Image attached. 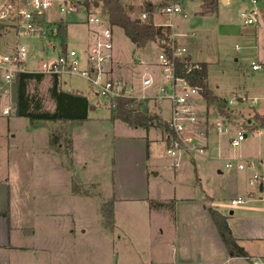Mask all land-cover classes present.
<instances>
[{"label": "rangeland", "instance_id": "obj_1", "mask_svg": "<svg viewBox=\"0 0 264 264\" xmlns=\"http://www.w3.org/2000/svg\"><path fill=\"white\" fill-rule=\"evenodd\" d=\"M66 1L67 3L71 1V4L80 7L82 0ZM175 1L181 4L187 14V17L182 15L174 17L175 31L196 32L195 36H178L181 40L179 44L187 45L193 58L206 64L208 82L212 91L219 95H216L217 97L226 101L225 103L223 101V104L212 103L207 106L205 98L198 97V108L202 112L198 129L206 134L205 139L202 138L201 141L208 145L204 155H183L180 166L174 174L168 155L167 165L164 144L152 142L149 146L148 159L146 157L148 134L145 129L130 126L120 120H112L111 111L105 105L90 110L88 119L83 124L75 125L72 131L74 124L71 122H49L51 133L71 135L72 132L70 157H67L65 152L60 153L61 162L65 167L69 168L68 166L73 162L70 166L72 170L65 169L62 173L52 172V169L45 167L47 165L43 163L45 156L30 154L28 149H25L24 155L17 157L20 162L16 166V172L21 181L22 176L29 179L30 187H13L11 191L15 216L11 226L15 227L12 235L16 233L17 239L22 240L23 246L26 247L23 250L9 247L1 250L0 264H49L51 258L58 260L61 256L66 264H166L172 221L166 215L149 216L147 204L143 205L140 199H134L138 197L157 195L160 198H167L172 197L174 193L189 197L194 191L202 196L209 195L215 198L214 206L232 218L230 224L237 236L240 232L238 225L242 223L241 216H264V200L257 199V202L248 200L242 205L231 204L232 198L246 197L251 190L252 185L249 183L251 171H240L235 166L225 167L229 160L239 157L264 159V129L246 127L248 124L253 125L257 113L264 114V61L262 60L264 59V26L260 31L256 30V34L248 37L232 32L228 35L220 33L219 28L224 22V17H231L234 24L242 29L256 26L257 23L244 25L241 16V12L251 8V0H229L226 4L220 0L218 9L213 14L205 11L202 0ZM121 2L133 18L141 17L142 13L147 12L148 3H151L152 11L158 10L155 15L158 23L166 19L161 9L167 4V0H121ZM261 2V0L257 1V3ZM10 3L13 9L6 10ZM22 4L23 0L5 2L0 0V15L5 12V16L0 17V33H2L0 51L13 53L18 46H24L26 69L30 72H38L43 69V64H48L57 58L62 47L68 46L79 52L81 66H84L86 55L81 40L84 36L88 37L85 29L88 26L85 23L88 11L80 9L61 13L53 8L55 10L45 11L41 15L49 22L47 27L39 31H20L21 23L16 10ZM91 12L102 16L105 13L104 9L98 6L93 7ZM52 21H64L66 27L67 21L71 23L65 36L58 32L57 23L54 24ZM114 32L116 61L113 68L117 74L138 83L145 72L156 69L147 63L156 60L160 50L159 43L149 42L145 47L138 48L121 28L114 27ZM236 45L240 50H237ZM140 59L146 64H140ZM254 59H258L263 68L252 70L250 63ZM61 77L63 87L87 93L90 103L105 101L92 91L83 77L77 74H63ZM50 79L51 76L46 75L38 84L31 82L29 92L39 95L43 99L45 108L54 110V102L47 92L51 84ZM64 81H66L65 85ZM140 92L152 93L151 89H140ZM235 96L237 101L228 106L227 100ZM16 99V83L0 88V148L8 149L15 145L17 141H10L9 146L3 142L13 140L11 138L13 133L21 135L18 136V140L20 138L22 140L24 127L30 124L29 118L16 114ZM157 104L152 112L156 113L164 124L169 118L168 103L165 102L164 110L162 104ZM4 109L9 112L5 114ZM219 120L226 122V130L222 133L216 130V122ZM153 127L158 129L159 141L160 136L167 138L163 126ZM240 129L247 134V137L239 146H232L231 138ZM35 131L38 133L36 143L44 148L46 142L43 139L47 128L41 127ZM151 134L152 131H149L150 137H154L156 133ZM30 137L35 136L32 133ZM69 158L72 159L71 163ZM31 166L35 169L31 170ZM37 166L41 167V171ZM148 168L150 172H158L157 175L151 176L149 184L144 178V172ZM219 170H222V173H219ZM9 173L11 170L5 167L3 174ZM69 174H73L80 187L90 193L89 197L71 193L73 177L71 178ZM21 184L23 185V182ZM52 187H57L60 194L57 200H53V204H46L43 194ZM25 190L28 192L24 194L23 200L25 201L26 198L30 201L29 204L22 203V197H19V191ZM125 197L133 199L127 201ZM107 201H113L115 218L113 225L106 224L103 213V203ZM250 206L263 209L249 210L252 209L247 208ZM46 207L63 209L67 215L64 214L62 220L58 219V221L49 219L47 227L42 228ZM230 211L235 213L230 215ZM72 218L75 225L73 228L77 233L66 232L70 228L67 226L72 223ZM29 220L36 228V237H27L28 235L22 231L19 232V225L29 226ZM157 223L161 224L164 231L156 238L153 234ZM60 224L62 230L55 229ZM242 243L248 244L244 241ZM31 246L32 248H27ZM216 257L221 256L219 253H210V258ZM241 263L252 264L249 260H243Z\"/></svg>", "mask_w": 264, "mask_h": 264}, {"label": "built area", "instance_id": "obj_2", "mask_svg": "<svg viewBox=\"0 0 264 264\" xmlns=\"http://www.w3.org/2000/svg\"><path fill=\"white\" fill-rule=\"evenodd\" d=\"M17 1V0H16ZM57 1V2H56ZM258 0H251L256 5ZM61 13L69 11H79L85 9L84 5L80 7L67 3L66 0H23V4L17 7L16 13L20 19V27H24V31H39L47 27L49 22L39 24L35 21V15L40 19L46 11L55 10ZM13 9L10 3L6 10ZM68 9V10H67ZM158 12V10L156 11ZM155 11L151 12L153 24L160 27L165 37L159 38L153 43L158 42L159 51L156 60L147 63L150 67H155L151 72H145L140 82L135 83L129 81L125 76L115 72L113 66L116 61L115 54V32L114 27L108 23L105 15L93 14L88 12L86 24L88 25V37L84 52L86 60L84 66H81L79 52L76 49L62 48L56 59L48 64H43V69L38 72L46 75L77 74L83 77L91 86L92 91L105 101L112 102L119 97H130L136 100H150L151 103L162 104L164 110L165 102L168 103L169 118L166 120L171 135L167 137V155L170 159L172 169L175 171L180 166L183 155H204L208 145L202 142L206 134L199 131V119L201 110L198 108V97L202 98V94L198 87L189 83L185 77L178 76L176 73L175 58H184L188 56V50L185 46L179 44V33L175 31L174 17L182 15L187 17L183 7L175 0H167V4L162 7L161 12L166 18L162 23H158L155 19ZM256 10H245L241 12L245 25L255 23ZM5 16V12L1 17ZM148 13H142L140 19H146ZM168 47L170 55L165 51ZM240 47L237 46V50ZM26 58V48L18 46L13 53H2L0 51V83L12 86L17 82L18 74L28 71L24 65ZM187 65V73L193 69H200L199 62H193L190 58ZM140 64H146L140 59ZM250 66L253 70H259L262 65L256 61H252ZM140 89H151L152 93L141 94ZM237 101L236 96L227 100L230 106ZM256 100L254 101L255 104ZM161 110V112H162ZM9 111L4 110L7 114ZM163 115V113H162ZM216 130L219 133L226 130L225 120L216 122ZM247 137V134L238 130L236 135L231 138L232 146H239ZM236 167L240 171L250 170L251 177L249 183L252 185L246 197L238 196L231 199V204L242 205L248 200L258 199L264 200V159H255L253 157H239L229 160L226 168ZM252 264H264V256H253L248 258Z\"/></svg>", "mask_w": 264, "mask_h": 264}, {"label": "crops", "instance_id": "obj_3", "mask_svg": "<svg viewBox=\"0 0 264 264\" xmlns=\"http://www.w3.org/2000/svg\"><path fill=\"white\" fill-rule=\"evenodd\" d=\"M7 0H4V2ZM21 1V0H20ZM202 0V4H203ZM220 0H217V9H218V2ZM259 1V0H258ZM261 3H256V5H253L251 2V8L249 10H252L253 8L257 11L256 12V19L257 21L255 23L256 26H252L253 28L250 29H242L239 27V25H235L234 22L231 20V17H224L223 23L219 28V31L222 35H228L229 32L232 33H237L240 34V36L248 37L250 35L256 34V30L262 28L264 26V0H261ZM229 0H223V3H228ZM217 11V10H216ZM215 11V12H216ZM211 12L210 14H213L214 12ZM2 15V14H1ZM0 15V17H1ZM66 21V20H64ZM68 25L66 27V32L68 31V26L71 25L69 21ZM52 23L56 24L57 22ZM86 23V22H85ZM252 23V24H255ZM58 27V24H56ZM87 25V24H86ZM245 25V24H244ZM88 33V26L85 28ZM21 31V27H20ZM2 34V33H0ZM181 35L188 37V36H195L196 32H183L179 33V37ZM84 38H86L84 36ZM81 40L83 42V48L86 45V39ZM209 36H207V39ZM179 40V39H178ZM222 40V39H221ZM181 41V40H179ZM181 44H184L180 42ZM187 48V45H183ZM68 47V46H67ZM63 48V47H62ZM237 48V45H236ZM188 50V56L189 58L194 62H203L200 60H195L193 58V54L189 52ZM240 50V49H239ZM264 61V59H262ZM253 61H256L259 63L258 59H254ZM252 62V61H251ZM251 64V63H250ZM262 65V63H259ZM263 68V67H262ZM253 70V69H252ZM260 70V69H259ZM256 71V70H254ZM62 77L59 76L60 80V85L63 90L67 91H74V90H69L63 87L62 85ZM207 82H208V76H207ZM66 84V81H64V85ZM208 85L211 90L212 87L210 86L209 82ZM8 86L5 83H0V88ZM214 93V92H213ZM88 96L87 93H85ZM215 95L219 96L218 94L215 93ZM90 102V101H89ZM5 110V109H4ZM3 110V112H4ZM50 110V109H49ZM84 123V121H83ZM81 123V124H83ZM77 125V124H75ZM72 126L71 131L73 130L74 126ZM41 127L47 128V133L45 132L44 134V139L46 146L44 148H41L40 144H37V139H38V133L35 131L36 129H39ZM25 131L22 135V140L21 138L18 140V133H13L11 135V139L9 140H4L3 142L7 144L8 146L10 145V141H17L15 142L14 146H11V148L4 149L3 147L0 148V251L5 250L9 248L12 249H20L23 250L25 249L26 246H23V241L20 239H17L16 233H13L12 235V230L15 228H12V222L15 220L13 208H12V202H11V191L13 187H20V188H26L30 187L29 186V179L26 177H23L22 175V181L21 178L19 177L18 173L16 172L17 170V165L19 164V159L17 157L21 156L22 154L24 155L25 149H28L30 154H36L37 156L42 155L45 156L46 159L43 160V163H45V167L51 168L52 172H61L65 169L68 171L72 170L71 167L67 168L65 165L61 162L60 159V154L59 152H56L53 150L49 144V139L51 135L50 131V126L49 122L39 124L38 126H32L31 124H27L25 127ZM49 129V131H48ZM158 129L155 127H150L148 129H145L147 132V137H146V145L148 146L146 148V157L149 159L150 157V150L149 146L151 145L152 142H162L167 150V138L164 139L163 136H160V141H159V134L157 132ZM149 131H152V133H156L154 137L149 136ZM34 134L35 137H30V134ZM151 134V135H153ZM71 138H72V132H71ZM156 137V138H155ZM158 137V138H157ZM21 140V141H20ZM72 143H73V138H72ZM3 144V143H2ZM44 144V145H45ZM43 145V146H44ZM4 151V152H3ZM166 152V151H165ZM73 154V153H72ZM7 156V158H5ZM166 161L167 165L168 163V158H167V152H166ZM5 167H8L11 170V173L5 175L3 174V169ZM38 170L41 171V167L37 166ZM169 167V166H168ZM31 170H34L35 167L31 166ZM22 169H20L21 172ZM170 170V169H169ZM177 170L174 171V174L176 173ZM219 173H222V170L218 171ZM158 172L155 171H149V168L145 170L144 172V178L145 181L149 184L150 178L152 175H157ZM69 176L72 178L73 174H69ZM175 177V176H174ZM115 180V179H114ZM23 182V185L21 184ZM200 183V181H198ZM91 183H96V182H91ZM98 185L100 186V183L98 182ZM203 191V190H202ZM28 192L27 190L21 192L19 191V197H22V203H28L29 200L25 198V201L23 200L24 194ZM72 194L76 196H87L88 195H81V194H75L71 191ZM59 191L57 187H52L49 190L45 192L43 200L46 204H53V200H57V197L59 195ZM148 195L150 193L148 192ZM125 200L129 201L132 200L133 198L125 197ZM137 200H141L143 205L147 204L148 207V214L149 216L152 215H166L169 220L172 221V227L169 231V251H168V256H166V264H243L241 261L247 260L244 257H234L231 256L227 248L217 230V227L209 213V208L214 207V202L215 198L211 197L209 195L202 196L201 194H197L195 191L192 193V196L189 197H183L179 196V194L176 195V193L173 194L172 197H167V198H160L157 195H151V196H146V197H138L134 198ZM149 200H156V201H161V202H169L172 204V208L170 209H153L149 205ZM257 199H253V202H257ZM29 201V202H28ZM146 201V202H145ZM250 201V200H249ZM27 208H29L28 205H26ZM146 207V206H145ZM247 208H252L249 210H259L262 207L258 206H250ZM263 209V208H262ZM220 211V210H219ZM222 212V211H220ZM223 213V212H222ZM235 212L230 211V215H233ZM67 215V212L63 211V209H50L45 208L44 209V221H42V228L47 227V221L49 219L51 220H56L58 219L62 220L63 216ZM224 214V213H223ZM226 215V214H225ZM227 216V215H226ZM49 217V218H48ZM73 217V215H72ZM73 221L70 223L67 227H70L69 229L66 230L67 233L70 231L72 233H77V231L73 228L74 225V218H72ZM115 219V218H114ZM230 216H227V221L229 223V226L231 228V231L233 235L237 238L238 243L245 248L247 251L248 255L253 257V256H264V216H255L251 217L250 215H246L244 217L241 216V221L242 223L238 225V228H240V232H238V235H235L234 229L231 226ZM29 226H24V225H19V229L22 233L25 235H28L27 237H36L37 231L32 224L31 220H29ZM179 222L180 225H179ZM244 227V228H243ZM60 229L62 230V224L57 226L55 229ZM58 231V230H57ZM163 228L161 227L160 223H157V226L155 227L153 237H158L159 233H163ZM70 232V233H71ZM84 232V231H83ZM119 239V238H118ZM121 239V238H120ZM17 241V242H15ZM248 242L247 245L243 244L242 242ZM159 242V240H158ZM243 244V245H242ZM47 246V245H46ZM27 248H32L27 247ZM48 248V247H47ZM43 249L45 247L43 246ZM218 249L220 252H218ZM58 250V248H56ZM47 251H50L47 249ZM215 253L221 256V257H216V258H210V253ZM59 258L58 260L51 258L49 264H66L65 259ZM165 259V258H164ZM241 260V261H239ZM158 261V260H156ZM235 261V262H234ZM140 264V263H138ZM245 264V263H244Z\"/></svg>", "mask_w": 264, "mask_h": 264}, {"label": "trees", "instance_id": "obj_4", "mask_svg": "<svg viewBox=\"0 0 264 264\" xmlns=\"http://www.w3.org/2000/svg\"><path fill=\"white\" fill-rule=\"evenodd\" d=\"M16 1V0H12ZM81 4L84 5L88 12L95 6L104 9L108 23L113 27L121 28L125 35L134 43L138 48L145 47L149 42H154L159 38L165 37L160 27H156L153 24V18L151 15L153 6L148 3L146 10L148 17L146 19L133 18L121 0H82ZM203 5L205 11L215 12L217 10V0H204ZM140 19V20H138ZM35 21L39 24H44L45 18L41 19L35 15ZM57 30L63 36L66 35V25L64 21L57 22ZM165 51L170 55V50L165 47ZM176 61V73L178 76L185 77L190 84L199 88L202 96L205 98L206 105L212 103L223 104L226 102L222 98L217 97L210 89L207 82V66L203 62H199L201 68L193 69L187 73V65L190 63L189 57L182 59L175 58ZM46 77L42 72H30L25 71L18 74L17 78V99H16V114L18 116H24L30 119L32 126H38L46 122H71L72 124H81L88 119L89 111L95 110L99 105L107 106L112 120H120L133 127H141L148 129L151 126H163L166 130L167 137L171 135V131L166 123H161V118L153 113L152 109L157 107V103H151L150 100H136L130 97H119L112 102L104 101L100 103H90L88 96L80 91H67L63 90L60 85L58 75L51 76V84L47 92L51 100L54 102V110H49L43 105V99L36 93L31 94L29 92V85L31 82L40 83ZM151 103V104H150ZM147 105V110H144V106ZM224 106V105H223ZM256 121L250 126L251 129L262 128L264 129V114H256ZM249 127V128H250ZM49 144L52 149L59 154L65 152L67 157H70L72 149V139L70 134L63 135L62 133L52 132L49 139ZM60 154V155H61ZM69 162L72 159L69 158ZM73 163V162H72ZM71 163V164H72ZM71 164L68 166L70 167ZM71 191L75 194L90 195L89 192L83 190L76 178H72ZM94 185V184H93ZM149 205L153 209H171L172 204L169 202H161L156 200H149ZM103 213L105 214L106 224L113 225L114 223V208L113 201H107L103 203ZM209 213L217 227V230L227 248L228 253L234 257H244L246 259L251 256L241 246L237 238L233 235L227 216L220 212L217 208L210 207Z\"/></svg>", "mask_w": 264, "mask_h": 264}, {"label": "water", "instance_id": "obj_5", "mask_svg": "<svg viewBox=\"0 0 264 264\" xmlns=\"http://www.w3.org/2000/svg\"><path fill=\"white\" fill-rule=\"evenodd\" d=\"M140 20V19H138ZM21 31H24V27H21ZM144 110H147V105L144 106Z\"/></svg>", "mask_w": 264, "mask_h": 264}]
</instances>
